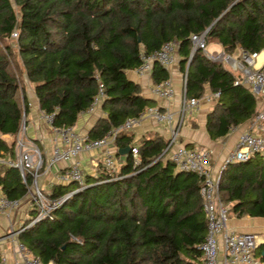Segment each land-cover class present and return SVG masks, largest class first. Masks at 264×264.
Wrapping results in <instances>:
<instances>
[{
  "label": "trees",
  "instance_id": "obj_1",
  "mask_svg": "<svg viewBox=\"0 0 264 264\" xmlns=\"http://www.w3.org/2000/svg\"><path fill=\"white\" fill-rule=\"evenodd\" d=\"M14 34V36H12ZM204 34L231 54L264 49V0H0V156H15L16 137L27 111L24 80L32 86L39 110L52 113L56 127L73 125L102 91L104 113L88 129L101 137L126 118L138 116L156 100L144 96L126 71L141 64L140 54L178 41V66L186 74V98L219 91L206 115L211 140L257 112V95L222 62L191 54V35ZM188 63V66H187ZM151 81L169 78L153 64ZM161 111L163 109L159 108ZM169 139L151 132L137 141L119 131L115 154L129 147L118 169L99 163L84 175L85 187L69 181L52 184L44 194L55 200L68 194L48 216L16 234L30 254L53 264H203L199 248L207 232L200 195L202 177L177 170L163 152ZM194 147L193 144L186 145ZM131 147H137L133 164ZM32 183L16 167L0 164V194L21 200ZM228 216L264 218V159L258 153L232 162L218 182ZM264 264V242L253 250ZM1 256V254H0Z\"/></svg>",
  "mask_w": 264,
  "mask_h": 264
},
{
  "label": "built area",
  "instance_id": "obj_2",
  "mask_svg": "<svg viewBox=\"0 0 264 264\" xmlns=\"http://www.w3.org/2000/svg\"><path fill=\"white\" fill-rule=\"evenodd\" d=\"M14 36V34H12ZM192 49H202L207 58L220 61L226 64L228 70L238 72L234 84L248 86L256 95H261L264 99V64L256 66V52L247 53L242 51L238 59L230 57L225 52L209 51L205 43L204 34L191 35ZM178 41L175 39L165 41L158 50L151 53H141V64L134 69L138 74H150L153 64L158 62L163 67L172 65L177 61ZM186 74H182L183 96L180 109L178 111V121L175 126H171L174 113L161 111L157 106H149L138 116L126 118L121 124L111 127L99 138H90L86 133H79L73 125L56 127L52 124V113L38 110V118L47 123L53 133L49 155L46 160L48 167L57 162H67V168L60 179L65 183L72 181L77 185L75 190L85 187L84 174L80 167L78 155L85 151L100 149L101 167L108 173L114 172V140L119 131H129L132 126L139 124L146 117H152L157 121L166 122L169 125L170 139L163 152H168L175 143L179 127L183 122L185 113L195 107L200 100L210 102L214 97H218L219 91L211 92L200 98H186L184 83ZM151 92L157 98L170 100L174 96V88L169 78L152 85ZM102 91L98 88L97 94L93 98L90 106L86 109L90 111L101 99ZM24 117L20 123L19 133L16 137L15 156L13 158L1 157L0 164L16 167L20 177L24 179V174L29 173L32 183L28 188L32 206L36 209V214L31 218L29 224L40 218L48 216L51 209L55 208L70 193L50 200L35 183L37 170L42 166L43 159L39 147L24 137ZM133 164L139 162L137 147L130 148ZM258 153L264 159V110H258L250 118L248 127L239 134L234 148L223 158L216 174L211 172L209 160L212 150L206 147H177L169 152V159L174 163L177 170L193 171L202 177L200 195L203 199V210L207 219V232L199 248L202 252L203 264H219V251L222 246L225 257L231 263L255 264L259 259L254 256L253 250L257 247L258 238L253 232L233 231L226 227L228 221L229 206L223 203L218 193V182L221 171L226 165L235 161H245L252 154ZM31 186L33 188L31 189ZM19 204L17 199H8L0 195V213L7 214L15 209ZM22 229L19 227L13 230L12 227L7 232L11 241L15 245L16 257L14 264H53L51 261L42 263L38 257L30 254L24 246L17 242L16 234ZM221 243V244H220ZM0 264H7L6 258L0 256Z\"/></svg>",
  "mask_w": 264,
  "mask_h": 264
},
{
  "label": "crops",
  "instance_id": "obj_3",
  "mask_svg": "<svg viewBox=\"0 0 264 264\" xmlns=\"http://www.w3.org/2000/svg\"><path fill=\"white\" fill-rule=\"evenodd\" d=\"M211 45H217L221 48V51H223V48L220 44H207V46ZM241 52L242 50L240 48H236L233 53L228 55L234 59H238L241 55ZM262 64H264V49L258 52L256 57V66H260ZM225 67L227 66L225 65ZM165 68L169 72V79L171 80L174 88V96L170 100L160 99L152 94L151 88L153 83L151 81V74L145 73L140 75L134 70H129L126 71V77L140 85L141 93L144 96L155 99L157 107L163 109L164 111L166 110L174 113L171 126H175L178 121V111L180 109L183 96L182 72L179 70L178 58L175 63ZM230 71L235 74L236 77L239 75L237 71ZM24 93L27 101V111L23 120V134L27 140L33 141L40 149L43 164L37 170L35 183L41 191L48 192L52 184H65V182L60 179V176L65 173L67 162L60 161L50 167L46 165L53 133L49 125L38 118L39 109L37 106V100L32 86L29 85L26 80H24ZM209 94H211L210 91H206L204 93V95ZM215 98L216 97H214L210 102L200 100V102L195 107L191 108L185 113L183 122L179 127L176 141L165 154V158H169L170 151L181 146L187 147L186 145L188 144H193L194 147L210 148L212 150V161L209 162V166L213 174L218 172L223 158L234 148L239 134L247 129L250 119L239 125L231 127L226 136L217 140H211L206 132L205 124L206 115L211 109V105ZM100 101L90 111L85 110L78 114L76 121L73 124V127L76 131L79 133H87L88 129L93 125L95 120L101 116H104V113L101 110ZM257 107V111L260 109L264 110V99L261 95H257ZM151 132L158 133L164 138L170 139L169 125L166 122L157 121L152 117H146L142 122L132 126V128L127 131V133L132 135L133 142L141 139ZM0 138L3 139L6 144L11 142V137L8 134H2L0 135ZM115 152L116 148L114 150V172L118 169L120 162H122L124 158V154L119 153L117 155ZM78 158L80 160V167L84 175L87 174L92 176L96 174V167L101 161L100 149L82 152L78 155ZM31 209L32 203L30 195L27 193L19 201V204L15 209L9 211L7 214L0 213V254L6 258L7 264H14L13 260L16 257L15 245L7 235V232L10 227H12L13 230L18 229L21 226L23 220L31 218ZM19 220H21V222L15 226L14 223H17ZM226 227L227 229L233 231L253 232L257 235L258 243L264 242V218L249 216L238 218L235 216H228ZM219 264L241 263H231L229 260H227L221 246L219 251ZM255 264L261 263L259 262Z\"/></svg>",
  "mask_w": 264,
  "mask_h": 264
},
{
  "label": "rangeland",
  "instance_id": "obj_4",
  "mask_svg": "<svg viewBox=\"0 0 264 264\" xmlns=\"http://www.w3.org/2000/svg\"><path fill=\"white\" fill-rule=\"evenodd\" d=\"M207 49L209 50V51H218V52H221V48L219 47V46H217V45H211V46H207ZM223 65L225 66L226 64L225 63H223ZM212 161V157L210 158V160H209V162H211ZM33 188V186H31V189ZM43 193L45 192V191H42ZM21 222V220H19L17 223H14V225L15 226H17V224H19Z\"/></svg>",
  "mask_w": 264,
  "mask_h": 264
},
{
  "label": "water",
  "instance_id": "obj_5",
  "mask_svg": "<svg viewBox=\"0 0 264 264\" xmlns=\"http://www.w3.org/2000/svg\"><path fill=\"white\" fill-rule=\"evenodd\" d=\"M194 50H195V49H192V50H191V54L194 52ZM187 66H188V63H187ZM128 151H129V147L126 146V147L120 149V150H119V153H121V154H126Z\"/></svg>",
  "mask_w": 264,
  "mask_h": 264
}]
</instances>
